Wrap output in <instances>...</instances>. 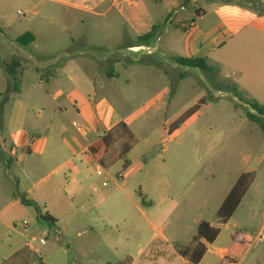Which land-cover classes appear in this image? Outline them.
<instances>
[{
	"label": "rangeland",
	"instance_id": "374dc122",
	"mask_svg": "<svg viewBox=\"0 0 264 264\" xmlns=\"http://www.w3.org/2000/svg\"><path fill=\"white\" fill-rule=\"evenodd\" d=\"M144 1L157 6L153 12L158 19L163 15L161 26L174 9L179 13L171 14L169 22L175 25L184 17L195 16L194 0ZM230 1L225 8L218 7L217 0H198L207 11L199 21L200 26L207 29L223 23L221 32L230 33L206 60L216 69V75L199 68L172 69L168 58L160 52H157L160 58L143 57L141 61H132L130 69H127L126 58L119 60L116 84L129 104L121 107L126 128L113 131L107 150V158L117 161L110 169L109 186L103 187L112 197L97 213L94 208L83 213L78 203L67 209L47 204L48 210L59 220L57 226L65 227L63 234L46 223L38 228L33 208H28V215L19 220V229L27 223L29 233L33 229L41 232L45 244L41 255L46 263L53 264L55 258L62 256L69 264H76L73 239L78 230L76 220H101V210H109L106 219L112 228L108 230L117 246L114 255L107 256L104 232L98 226L97 245L106 255L101 259L109 258L114 262L124 259L126 239L133 230L143 227L146 216L160 218L155 225L170 244L179 235L189 238L197 232L195 221L199 215L213 219L219 203L243 172H256L242 204L254 202L260 210L257 223L261 226L264 130L247 117L244 102H264V23L250 24L251 13H259L264 8V0L242 1L250 13L249 18L237 13L236 0ZM182 6L187 8L182 9ZM106 8V2L100 4L101 11ZM114 15L115 11L105 16H87L80 24L66 7L54 0H0V44L8 45V51H15L18 47L11 46L12 40L35 31L40 51L55 50L58 43H67L72 36L81 37L79 40L88 45L112 47L118 41L129 39L128 34L115 32L116 25L111 26ZM121 18L125 21L124 14ZM135 57L141 59L140 54ZM1 103L0 99V113ZM176 123H179L177 128ZM0 150L3 151L1 147ZM125 156L130 166L123 169L127 162ZM5 170L6 165L0 159V172ZM48 171L36 172L37 191L47 190L53 183L54 176L48 177ZM120 174L125 176L124 180ZM102 180L100 178L99 184ZM150 202L153 204L149 205ZM240 213L237 211L235 218H239ZM255 233L257 235L258 230ZM262 234L264 230L258 236ZM263 246L259 243L250 251ZM50 251H57L56 256L50 257Z\"/></svg>",
	"mask_w": 264,
	"mask_h": 264
},
{
	"label": "crops",
	"instance_id": "0c3cea01",
	"mask_svg": "<svg viewBox=\"0 0 264 264\" xmlns=\"http://www.w3.org/2000/svg\"><path fill=\"white\" fill-rule=\"evenodd\" d=\"M54 1L66 7L70 16H74L80 24L84 17L105 16L115 11L110 24L116 25V33L123 36L128 34L129 39L107 47L104 44L88 45L79 40L81 37L72 36L67 43H58L55 50L40 51L37 32L33 31L35 40L28 47L16 42L20 35L11 42V46L18 47L15 51H8V45L0 44V147L3 149L0 150V159L6 165V170L0 172V264H48L41 255L45 247L41 242V232L33 229L29 233L27 223L22 230L17 227L19 220L28 215V208L34 209L23 203V198L38 204L40 212L37 213L34 209L38 228L45 224L38 220L39 216L49 214L56 222L54 225L46 224L63 234L65 227L57 226L59 220L48 210L47 204L67 209L78 203L83 213H88L92 208L97 213L112 197L103 187L109 186L107 180L112 176L110 169L117 161L108 159L107 152L101 162H97L88 149L104 133L113 132L122 123L126 124L121 107L129 102L116 84L119 78L116 67L121 58L127 59V69H130L132 61H141L143 57L160 58L157 55L160 52L168 58L172 69H182L183 66L174 62L173 57L200 55L207 60L230 35L227 30L221 32L223 23L207 29L200 26L199 21L205 17L207 11L198 0L192 3L195 16L184 17L179 25H175L169 22L171 14L179 13L178 9H174L164 18V26H161L163 15L160 14L158 19L153 12L157 6L153 7L144 0ZM236 1L239 3L237 13L249 18L250 13L244 7L243 0ZM103 2L107 3V8L101 11L99 7ZM217 2L218 7L226 8L231 1ZM184 7L187 8L182 6V9ZM197 10L201 12V16L196 15ZM260 11L251 13V26L264 23V8ZM122 14L125 21L121 18ZM193 18L195 22L189 25L187 22ZM149 32H152L149 40L138 42L139 37ZM137 54L141 55V59L135 57ZM11 57L20 59L22 75L17 76L14 81L18 89L4 96L12 80L6 67V62ZM260 104L264 105V102ZM125 159L129 167L130 161L126 156ZM46 169L49 170L47 176H54V181L47 190L37 191L39 183L35 181L36 172ZM244 173H252L254 176L249 190L255 181L256 172L242 174ZM100 178L103 180L99 184ZM204 191H207L206 186ZM227 195L219 203L213 219H204L203 215H199L195 221L197 232L202 221H207L219 229V234L212 243L200 239L206 250L197 264H264V246L262 249L250 251L254 245H264V240L255 241L256 236L264 229V209L261 210V226L258 227L257 217L260 210L253 201L243 205L242 199L234 214L223 223L218 219L217 211ZM101 211V220H76L78 230L73 238L76 264H193L184 255V250L191 245L197 232L189 238L179 235L170 244L168 237L155 225L160 219L158 216H146L143 227L136 228L129 234L125 243L124 259L119 262L109 258L101 259V256L106 255L97 245L98 226L104 232L107 256L114 255L113 252L117 250L108 230L112 228L106 219L109 210ZM237 211H241L239 218H235ZM143 214L146 215V212L143 211ZM240 233L251 236L254 241L239 259L230 250ZM49 253L50 257L56 256L53 251ZM68 261L66 257L58 256L53 264H69Z\"/></svg>",
	"mask_w": 264,
	"mask_h": 264
},
{
	"label": "trees",
	"instance_id": "16d2710c",
	"mask_svg": "<svg viewBox=\"0 0 264 264\" xmlns=\"http://www.w3.org/2000/svg\"><path fill=\"white\" fill-rule=\"evenodd\" d=\"M197 16H201L200 11H196ZM195 22V19L188 21L187 23L190 25ZM177 27V26H175ZM179 28V27H177ZM182 29L185 31L186 28L182 27ZM152 36V32H149L141 37L138 38V42H146L149 40ZM35 40V36L32 32H26L19 37L16 38V42L23 46L28 47L33 41ZM174 62L179 64L183 67H190V68H199L203 71L210 72L216 75L215 71L216 69L214 67L209 66L206 63V59L203 56L196 55L192 57H180L175 56L172 58ZM7 67V73L9 75V78L11 82H9L4 96H7L12 91H16L18 88L15 86V80L17 76L22 75L21 70V61L18 57H11L6 62ZM247 110V117L253 121L258 123L261 128L264 130V105L260 104L256 101H245L244 102ZM179 123L175 124V128H177ZM120 127H125L126 124L122 123ZM113 132H107L104 133L102 136H100L97 140H95L90 146H89V154L92 156V158L97 161L101 162L102 157L105 153H107L108 147L111 143V135ZM129 150H127L128 152ZM128 161L124 163L123 169L128 168ZM253 174L252 173H244L242 174L234 186L232 187L231 191L225 198L224 202L220 206L219 210L217 211V217L218 219L225 223L227 222L230 217L234 214V212L237 210V208L240 205L241 200L245 196V194L248 191V188L253 180ZM23 203H25L27 206L34 207V209L38 212H40L38 204L35 202H31L26 200L25 198L22 199ZM40 222L50 223L53 224L56 222L55 218L50 216L49 214H41L38 218ZM219 229L211 226V224L207 221H202L198 225V232L197 235L193 238L191 245L186 247L184 250V255L189 259V261L193 264H197L206 248L204 244L200 242V239H204L207 243H212L218 236ZM254 239L245 234L240 233L236 239V241L233 243L231 247V254H235L236 258L240 259L241 254L246 251V249L253 243Z\"/></svg>",
	"mask_w": 264,
	"mask_h": 264
},
{
	"label": "built area",
	"instance_id": "2783aa9c",
	"mask_svg": "<svg viewBox=\"0 0 264 264\" xmlns=\"http://www.w3.org/2000/svg\"><path fill=\"white\" fill-rule=\"evenodd\" d=\"M19 13H21V12L19 11ZM120 176L122 177L121 179L124 180L125 176H124L123 174H120ZM105 184H106V183H105ZM263 230H264V229H263ZM262 232H263V231H262ZM257 239H258L259 241L264 240V234L258 236ZM41 242H43V241L41 240ZM43 243H44V242H43Z\"/></svg>",
	"mask_w": 264,
	"mask_h": 264
}]
</instances>
